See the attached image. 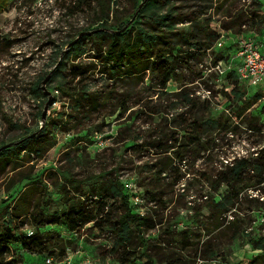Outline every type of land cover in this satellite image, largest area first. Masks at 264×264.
<instances>
[{
  "label": "rangeland",
  "instance_id": "1",
  "mask_svg": "<svg viewBox=\"0 0 264 264\" xmlns=\"http://www.w3.org/2000/svg\"><path fill=\"white\" fill-rule=\"evenodd\" d=\"M145 2L7 0L0 10V235H36L56 263L62 249L76 264H121L124 255L134 264H264V181L231 198L218 181L232 161L264 149V87L215 68L237 38L262 33L264 0H158L160 12L185 18L172 32L142 18ZM139 26L166 35L156 49L173 48L165 85L164 60L117 64L105 52L110 35ZM94 30L103 36L93 39ZM111 181L154 224H132L125 252L103 225L126 206L97 193ZM71 206L94 219L75 231L49 222ZM34 256L17 242L3 253L12 264Z\"/></svg>",
  "mask_w": 264,
  "mask_h": 264
},
{
  "label": "trees",
  "instance_id": "2",
  "mask_svg": "<svg viewBox=\"0 0 264 264\" xmlns=\"http://www.w3.org/2000/svg\"><path fill=\"white\" fill-rule=\"evenodd\" d=\"M7 0H0V10L6 4ZM168 0H165V2ZM158 0H146L144 7L141 9V16L142 18L147 17V20L150 23H153L158 28L159 25L164 30L168 32H172L171 29L173 28L174 24L177 22H182L185 18H180L179 20H173L171 12H160L159 6L156 8ZM165 4V3H164ZM107 15L102 16V22L106 25V18ZM105 21V22H104ZM254 24V23H252ZM161 30V28H160ZM160 32V31H159ZM163 32V31H162ZM104 33L99 31H93L90 34V37H94L96 39L98 36H103ZM168 34V33H167ZM169 35V34H168ZM165 34L161 32L159 34L149 33L144 26H139L136 31H133L131 28L124 30L120 34H112L109 36L111 39L108 43V48L105 52L118 64L120 62L125 61V57H127V62H131L135 64L140 60H149V58H159L160 60H164L163 62H167L170 66L165 69V79L163 81V85H165L170 77L174 75V64H175V57L176 55H172V49L170 45L169 50L161 51V49H156L158 47L159 41L165 38ZM218 35L212 37V40H216ZM163 42L166 43L167 41L163 39ZM73 52L78 50L77 44L72 47ZM141 54H146L144 57H139ZM134 58L137 60L135 61ZM144 58V59H141ZM55 69L53 75L51 76L52 80L56 79L57 76H60V70ZM81 72L76 70L73 72V75H79ZM234 77L236 80V75L230 71L227 76ZM32 90L37 94L43 96V92L40 89V81H37L34 84ZM85 94V92H83ZM255 126H251V129H254ZM256 129V128H255ZM30 137V136H28ZM29 139V138H27ZM24 138V140H27ZM24 140L22 142H24ZM28 143V142H27ZM27 143H24L23 146H28ZM34 146V152L38 154L40 152L39 147ZM4 150V149H3ZM7 150V149H5ZM2 151V150H1ZM0 151V152H1ZM3 152V151H2ZM1 155H7V153H2ZM253 180L257 184H260L264 181V149H261L257 154L256 157L253 159L242 158L239 160L232 161V163L228 166L227 170L222 173L218 181L225 184L229 188V197L231 198L236 192L240 189L241 186L245 185L248 181ZM97 193L103 199L108 198H119L121 202L125 203V209L120 215V217L115 221H110V218L103 221V225L109 226V230L113 233L114 236L117 238V242L124 247L123 252H125V248L129 243H132V233L133 228H131L132 224L134 228L140 230L142 226L147 228L154 227V224L149 222V219L145 215H140L139 213L132 212L127 204V198L123 193V186L119 181L110 182L107 185L100 186ZM229 202L228 195L224 196L221 200L216 201L214 205L216 207L224 206ZM79 211H75V206H71L69 210L61 215L58 218L55 215V218L50 220L49 222L52 224H63L68 230L75 231L85 223L86 221L93 220V215L82 214ZM106 218V217H105ZM104 218V219H105ZM102 220V219H101ZM20 243V246L28 253H35L39 256L44 255H52L53 253L50 251L48 253H44V244L45 242L41 240L36 235H21L16 236L12 231H8L6 233H2L0 235V264H12L14 261L5 260L3 257V253L8 250V245L11 243ZM253 246L256 248V241L252 240ZM60 257L64 256L65 251L60 249L59 251ZM126 254V253H125ZM255 258L253 260H256ZM121 264H134V260L128 258L127 256H122L120 258ZM144 264H153L152 261ZM238 264H243V261H239Z\"/></svg>",
  "mask_w": 264,
  "mask_h": 264
},
{
  "label": "built area",
  "instance_id": "3",
  "mask_svg": "<svg viewBox=\"0 0 264 264\" xmlns=\"http://www.w3.org/2000/svg\"><path fill=\"white\" fill-rule=\"evenodd\" d=\"M224 36L219 37L215 46L221 48L225 44ZM234 54L227 59V65L221 69L222 61H218L215 68L223 74L225 70L232 71L239 83H242L251 89L258 90L264 87V30L257 38L252 36L237 38ZM86 257V256H85ZM84 257V258H85ZM88 258V257H87ZM86 259L79 264H88ZM29 264H76L75 259L64 255L60 263L52 255L39 256L35 254Z\"/></svg>",
  "mask_w": 264,
  "mask_h": 264
},
{
  "label": "water",
  "instance_id": "4",
  "mask_svg": "<svg viewBox=\"0 0 264 264\" xmlns=\"http://www.w3.org/2000/svg\"><path fill=\"white\" fill-rule=\"evenodd\" d=\"M92 31H89L88 33H91ZM45 116V113H43V117Z\"/></svg>",
  "mask_w": 264,
  "mask_h": 264
}]
</instances>
